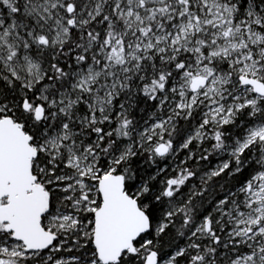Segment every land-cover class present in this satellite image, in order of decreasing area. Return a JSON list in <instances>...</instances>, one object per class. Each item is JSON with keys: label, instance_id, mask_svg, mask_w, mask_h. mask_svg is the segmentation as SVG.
I'll use <instances>...</instances> for the list:
<instances>
[{"label": "snow or ice", "instance_id": "1", "mask_svg": "<svg viewBox=\"0 0 264 264\" xmlns=\"http://www.w3.org/2000/svg\"><path fill=\"white\" fill-rule=\"evenodd\" d=\"M0 264H264V0H0Z\"/></svg>", "mask_w": 264, "mask_h": 264}]
</instances>
